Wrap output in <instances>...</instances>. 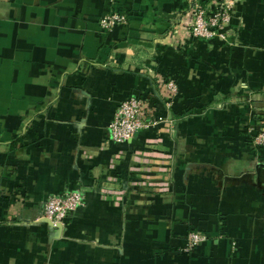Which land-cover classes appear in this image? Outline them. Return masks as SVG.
Returning <instances> with one entry per match:
<instances>
[{"label":"crops","instance_id":"1","mask_svg":"<svg viewBox=\"0 0 264 264\" xmlns=\"http://www.w3.org/2000/svg\"><path fill=\"white\" fill-rule=\"evenodd\" d=\"M196 2L229 4L226 40L192 36ZM130 96L154 124L117 144ZM259 132L264 0H0V264H264ZM73 189L64 224L41 218Z\"/></svg>","mask_w":264,"mask_h":264},{"label":"built area","instance_id":"2","mask_svg":"<svg viewBox=\"0 0 264 264\" xmlns=\"http://www.w3.org/2000/svg\"><path fill=\"white\" fill-rule=\"evenodd\" d=\"M186 15V23L192 36L205 40L215 38L226 40L230 34L232 23L231 7L226 2L217 3L212 9H207L196 2L190 6ZM127 22L126 14L108 12L101 19V27L107 31ZM166 88L171 96H176L179 87L175 80H168ZM146 105L141 97L130 96L123 100L109 123L111 140L114 143H124L132 140L137 132L147 129L154 121L145 118ZM256 144L264 143V132L255 137ZM107 192V190H106ZM85 203V195L81 189H73L63 194H52L44 204L41 218L53 224H64L70 214L76 212ZM205 234L200 231L189 232L187 250L204 241Z\"/></svg>","mask_w":264,"mask_h":264}]
</instances>
